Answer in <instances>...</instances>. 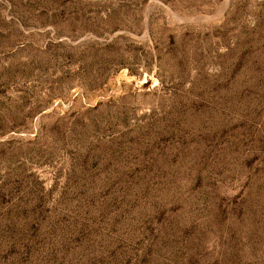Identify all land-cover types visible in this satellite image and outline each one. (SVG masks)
<instances>
[{
    "label": "rangeland",
    "instance_id": "1",
    "mask_svg": "<svg viewBox=\"0 0 264 264\" xmlns=\"http://www.w3.org/2000/svg\"><path fill=\"white\" fill-rule=\"evenodd\" d=\"M0 264H264V0H0Z\"/></svg>",
    "mask_w": 264,
    "mask_h": 264
}]
</instances>
